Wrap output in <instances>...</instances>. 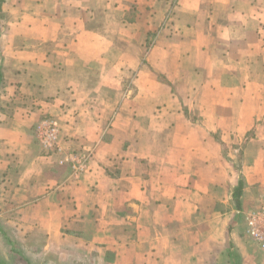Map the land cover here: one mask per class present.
<instances>
[{"label": "crops", "instance_id": "obj_1", "mask_svg": "<svg viewBox=\"0 0 264 264\" xmlns=\"http://www.w3.org/2000/svg\"><path fill=\"white\" fill-rule=\"evenodd\" d=\"M263 210L264 0H0L1 259L264 264Z\"/></svg>", "mask_w": 264, "mask_h": 264}, {"label": "built area", "instance_id": "obj_2", "mask_svg": "<svg viewBox=\"0 0 264 264\" xmlns=\"http://www.w3.org/2000/svg\"><path fill=\"white\" fill-rule=\"evenodd\" d=\"M41 142L47 147L55 144L58 135V127L55 122L45 120L38 129ZM88 156H82L75 160V172L82 173L87 167ZM264 211V210H263ZM248 234L264 248V212L252 215L248 223Z\"/></svg>", "mask_w": 264, "mask_h": 264}, {"label": "rangeland", "instance_id": "obj_3", "mask_svg": "<svg viewBox=\"0 0 264 264\" xmlns=\"http://www.w3.org/2000/svg\"><path fill=\"white\" fill-rule=\"evenodd\" d=\"M226 134H228V133H226ZM217 135V138L219 137V133L218 134H216ZM249 136H251L250 134H248V135H246L245 136V134H242L241 135V139H242V143L244 144V142L247 140V138L249 137ZM241 166V163L240 162H238L237 163V167H240ZM10 263H11V261H9Z\"/></svg>", "mask_w": 264, "mask_h": 264}, {"label": "trees", "instance_id": "obj_4", "mask_svg": "<svg viewBox=\"0 0 264 264\" xmlns=\"http://www.w3.org/2000/svg\"><path fill=\"white\" fill-rule=\"evenodd\" d=\"M231 257L234 258L236 260V255L234 254V252L230 253ZM0 264H8L5 260L0 258ZM235 264H239L238 262Z\"/></svg>", "mask_w": 264, "mask_h": 264}]
</instances>
